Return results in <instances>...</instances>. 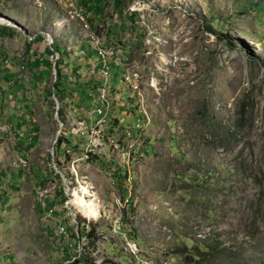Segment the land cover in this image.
<instances>
[{
	"label": "rangeland",
	"instance_id": "rangeland-1",
	"mask_svg": "<svg viewBox=\"0 0 264 264\" xmlns=\"http://www.w3.org/2000/svg\"><path fill=\"white\" fill-rule=\"evenodd\" d=\"M80 1L85 0H77L82 6ZM106 1L108 21L112 0ZM68 5L67 0H0V18L10 21L0 23L4 34L0 85L6 88L4 69H11L7 79L13 93L28 96L37 83L32 78L37 67H30L32 56L26 54L30 39L37 43L39 38L47 49L52 42L62 53L60 60L72 64L60 66L63 79L71 77L67 88L60 85L55 91L60 99L67 94L61 99L62 114H80L82 109L75 108L80 104L76 86L86 80L85 67L95 64V58L83 59L82 51L89 57L93 54L90 32L70 18ZM123 6L137 13L139 22V28L121 43L133 68L138 66L134 69L138 90L122 82L118 69L110 101L116 118L127 114H121L115 102L126 103L130 115H135L134 110L146 114L141 145L134 150L136 205L131 216L124 217L138 256L121 250L113 239L98 250L88 244L78 256L72 235L56 234L58 220L71 230L72 215L80 225L83 217L92 219L72 201L75 195L90 199L84 195L85 186H94L93 199L100 202L103 215L115 210L113 200L122 188L117 172L109 169L111 163L101 166L103 160L86 159L76 150V174L64 166L70 182L65 193L71 195V202H65L69 197L62 201L58 194L63 186L49 171L46 144L40 139L30 157L10 127V133L1 134L5 144L0 148V264H72L73 257L95 264H264V0H124ZM85 9L90 30L100 35ZM115 16L111 24L119 23ZM130 35L137 45H129ZM49 72L42 69L38 81L46 86H40L41 97L36 100L41 105L32 112L39 136L45 138L52 135V124H58L54 99L48 95L53 83ZM15 97L5 102V112L13 123L19 118L26 122L31 107H20ZM19 156L28 158L29 170L16 167ZM32 168L45 172L46 181L41 183ZM18 172L27 179L20 181ZM15 178L19 187H10ZM35 184L40 185L35 188ZM91 225L109 237L111 224L106 219Z\"/></svg>",
	"mask_w": 264,
	"mask_h": 264
},
{
	"label": "built area",
	"instance_id": "built-area-1",
	"mask_svg": "<svg viewBox=\"0 0 264 264\" xmlns=\"http://www.w3.org/2000/svg\"><path fill=\"white\" fill-rule=\"evenodd\" d=\"M67 2L70 7V18L79 22L84 31L90 32L88 33V39L90 40L93 54L89 57L88 53L82 51L81 55L83 59L87 58L89 61L94 55L95 64H88L85 67L84 73L87 75L86 80L77 85L84 88L83 93L80 94L79 107H75L81 108L82 112L80 114H71L70 112L68 114H62L64 100L57 97L55 93L57 88L56 83L61 76V80L67 85L68 77H71L70 74H68L67 79H63V74L61 73L62 68L58 70L56 67L57 62L62 57V53L53 51L51 48L53 43H48V48L52 51L48 58L51 63L50 79L53 82L51 84L52 91L50 96L54 99L52 106L55 105L54 118L58 124H54L55 126L52 124L53 131L50 137L45 138L39 136V140L42 139L44 144H46L45 152L48 153L50 159L49 171L55 175L54 177L58 180V184H60L61 187L63 186V189L59 191L62 194L59 193L58 196L63 200L69 197L65 202L68 199L69 202H71V198L70 195L65 193L67 192L66 188L70 186V182L67 181L65 176L64 166L67 165L68 171L76 174V163L79 161L77 158H74L76 150L80 151L82 156L86 159L90 158L96 161L103 160L100 162L101 166H106L111 163L112 168L109 169L117 172L115 176L122 189L118 192V198L113 200L115 203L113 204L115 209L113 212L106 216L103 215L104 211L100 204V218L89 219L83 217L85 222L81 225L77 221V217L72 215L71 230H68L66 222L58 220L55 226L56 234L61 238H68L69 234H71L72 238L76 240L75 252L78 253V256H80V251H83L84 247L89 243L87 233L93 230L94 235L97 237L94 247L96 250H98L100 246L104 247V243L110 242L109 239H113L114 245L115 242H117L121 250L123 249L137 258L138 248L136 243L131 240V230L126 226L124 217L129 218L131 216V207H135L136 205V200L133 201L132 197L135 180L133 162L136 157L134 150L141 145L142 124L145 121L146 114L143 113L144 117L141 110H134L133 113H135V115H130L128 113L131 112V108L127 107L126 103L119 104V102H115V108L119 106L122 110L121 114H127L125 115L126 118H116L114 117L116 110L112 112V102L110 98L114 90V83L112 80H114V74L118 69L121 70L120 76L122 82L127 84L128 88L132 91L138 90L137 84L139 75L137 71L134 70L138 66L133 68L134 62H129L125 57L122 45H106L108 41V27L106 25L100 26L99 29L101 33L100 35H96L95 32L90 30L91 25L87 23L86 9L78 5L77 0H67ZM129 12H133V10ZM30 41H33V38L30 39ZM131 44L136 45V40L132 35H130L129 45ZM22 69H24V66ZM67 73L71 72L67 71ZM81 73L82 71H80V74ZM81 76L82 75H80V77ZM72 96H75V94ZM59 116L62 120L59 119ZM10 127L11 125L6 121H1L0 134L4 135L10 133ZM69 138H72V142ZM60 150L63 151L61 155L58 153ZM15 165L23 170H29L30 167L29 160L26 156L17 157ZM83 183L84 182H82V184ZM112 184H115V182L113 181ZM92 187L94 186L92 185ZM51 202L52 201L47 203ZM50 208L48 216L51 217L54 210L52 207ZM99 219H106V221L111 224V228L108 229V238L104 236L101 231L96 230V227L92 228L91 223L96 224ZM78 229L80 230L79 232ZM74 259L76 258L73 257V260ZM138 264L154 263L143 261Z\"/></svg>",
	"mask_w": 264,
	"mask_h": 264
},
{
	"label": "trees",
	"instance_id": "trees-1",
	"mask_svg": "<svg viewBox=\"0 0 264 264\" xmlns=\"http://www.w3.org/2000/svg\"><path fill=\"white\" fill-rule=\"evenodd\" d=\"M123 1L124 0H112V14L109 16H111V19L114 15H116L115 17H117L119 19V23L116 24V22H113L111 24V19L110 20H106L105 16H106V7H108V3L106 0H85V1H80V3L82 2L83 5L85 7H87V11L90 12V22L92 24V27L95 29V31H98L99 29V25H101L102 23H105L108 27V41L106 42L107 44L110 45H121V43H125L126 40H128V36L129 34H132L133 32H135V30L137 28H139V22H137V13L135 12H129L127 10L126 7L123 6ZM82 5V6H83ZM84 7V8H85ZM108 16V17H109ZM4 36V34H2V32H0V37ZM37 40L39 41V38H37ZM37 41V42H38ZM35 43V41L33 40L32 42H30V44ZM137 45V44H136ZM53 51H58L60 52V49L51 46ZM47 48H45L46 51ZM47 53L45 52V56L41 57L38 56L37 58H34V66L33 67H38V66H43V68H46L48 70H50L51 72V63L48 60L50 54H51V50L48 48L47 49ZM61 53V52H60ZM26 54H28V51H26ZM43 54V53H42ZM48 54V55H47ZM45 61H47V63L45 64ZM41 62V63H40ZM66 65L67 68H70L72 66V64H68L66 61L64 60H59L56 64V67L59 69L60 66ZM74 70H77V66H73L72 67ZM80 69V66L79 68ZM49 72V74H50ZM78 72V71H76ZM81 74H77V78L80 77ZM57 86L59 85H63L64 87H66L65 82L63 80H61V76L58 78V82L56 83ZM8 87H10V84L8 85ZM78 90L76 91V94L78 96V98H80V94L83 93L84 88H82L81 86H77ZM60 91H62V89H60ZM66 95H64L63 98H66ZM50 96V94H49ZM245 114V108L243 107L242 111L240 112V121L243 122V117ZM240 124V122H239ZM242 125V123H241ZM239 126V125H238ZM60 193V192H59ZM62 194V193H60ZM63 201V199H62ZM47 205L49 207H51L53 204L52 203H47ZM87 237H88V241H89V245L92 246L93 248L95 247V241L97 240V237L94 235L93 230L90 231L89 233H87ZM72 264H95L92 261H85V259H81V260H77L74 259L72 261ZM101 264H113L110 263L108 261H103Z\"/></svg>",
	"mask_w": 264,
	"mask_h": 264
},
{
	"label": "crops",
	"instance_id": "crops-1",
	"mask_svg": "<svg viewBox=\"0 0 264 264\" xmlns=\"http://www.w3.org/2000/svg\"><path fill=\"white\" fill-rule=\"evenodd\" d=\"M37 43H32V44H29V46H28V54L30 56H32L31 57L32 59H29L30 60L29 65H30V67L32 66V69L36 68V67H33L34 66V64H33L34 60L33 59L37 58L38 56L44 57L45 52L48 51L47 49L45 51V48H43L41 42H37ZM34 44H36V50H33ZM5 53H6V55H10L9 52H5ZM4 58H6V57H4ZM4 63H6V62L4 61ZM12 63H14V61ZM13 67H15V65H13L11 68H13ZM42 69H43V66H38L37 70H36L37 72L33 71L32 78L37 79L36 80L37 83L31 85L32 87H34V89H31L28 96H24V97L21 96V98H20L21 94L18 96L17 93H16V95L13 93V91H14V89L12 90L13 85H10V87H8L9 82H8L7 77L11 75V73H12L11 69L10 70L4 69L5 73L3 74V80L2 81H4V80L7 81V83H5V85H7L6 88L5 87L1 88V85H0V98L3 97L2 101L0 102V124H1V121L2 122L6 121L8 124L11 125V127H13L17 131V133L20 135V136H18L19 137V139H18L19 143L22 144V146H24V149H23V150H25L24 152L29 153L30 157H32L34 155L35 151L39 147L38 143H39L40 127L37 126L36 120L34 118V115H32L33 114L32 112H34L36 110L37 104L41 105V102H37V100H36V97H38V96L41 97L40 86H42V87L46 86V84L41 85V82L38 81L40 79V76L42 75ZM34 85L36 86V88ZM17 87H18V85H17ZM18 89H19L18 91L21 92V88L18 87ZM39 91H40V93H39ZM7 92H8V95H7ZM5 94H6L7 98H5ZM13 95L19 97V99H18L19 102H17V105H19L20 107L21 106L25 107V108H27L28 106L31 107L30 111L27 112L30 116L29 120L26 121L27 123L24 121H21L20 118L15 123H13L9 120L10 115L5 112V102H7L10 99L16 98ZM43 96H44V94H42V99H43ZM9 106L15 107V106H12L11 104H9ZM44 114H46V113L44 112ZM15 119H17V118L15 117ZM4 139L5 138H3L2 135L0 134V148H1V146H3L5 144ZM33 149H35V150L32 151ZM32 171H34L33 168H32ZM33 174L35 175V177L39 176L42 178L41 183L46 179L45 172L34 171ZM18 176L21 179L20 181H22V180L24 181L25 179H27L26 174L23 172L22 173L20 172V174L18 172L16 177H18ZM18 180H19V178H18ZM18 180H16V178H15L14 184H12L10 187H19V185L16 184V182ZM40 184H35V188H37ZM34 192H35V190L32 191L31 193H34Z\"/></svg>",
	"mask_w": 264,
	"mask_h": 264
},
{
	"label": "bare ground",
	"instance_id": "bare-ground-1",
	"mask_svg": "<svg viewBox=\"0 0 264 264\" xmlns=\"http://www.w3.org/2000/svg\"><path fill=\"white\" fill-rule=\"evenodd\" d=\"M6 22L9 23L10 21L0 18L1 24ZM92 189L93 187L90 186L83 187L84 195H89L90 199L87 200L84 197L76 196L74 193L73 195L75 196L73 197L72 201L77 205L78 211H81L85 216H89L92 219H97L101 216V207L100 202H98V204L96 199H93L94 194L91 191Z\"/></svg>",
	"mask_w": 264,
	"mask_h": 264
}]
</instances>
